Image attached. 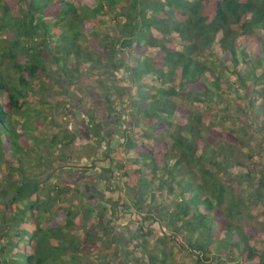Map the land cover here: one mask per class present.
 Listing matches in <instances>:
<instances>
[{
  "label": "trees",
  "instance_id": "obj_1",
  "mask_svg": "<svg viewBox=\"0 0 264 264\" xmlns=\"http://www.w3.org/2000/svg\"><path fill=\"white\" fill-rule=\"evenodd\" d=\"M11 2L22 15H14L16 36L0 66L13 58L23 87L0 77V180L5 176L9 187L1 189L0 264H55L66 248L76 257L83 241L72 232L75 217L96 212L102 225L122 216L140 225L126 264H264V249L252 243L261 235L240 224L242 210L226 186L227 179L247 184L264 214V164L241 163L250 143L225 125L234 119L252 127L264 147V0ZM31 40L54 48L56 59L77 71L91 63L127 72L130 119L117 151L102 163L111 177L107 200L80 213L52 210L57 197L41 198L39 181L25 173L33 136L14 118L25 90L46 70L44 49L24 44ZM232 93L244 104L228 99ZM80 158L96 166V158ZM14 173L20 176L9 180ZM126 186L139 193L134 202L124 199ZM181 251L193 260L175 262Z\"/></svg>",
  "mask_w": 264,
  "mask_h": 264
},
{
  "label": "rangeland",
  "instance_id": "obj_2",
  "mask_svg": "<svg viewBox=\"0 0 264 264\" xmlns=\"http://www.w3.org/2000/svg\"><path fill=\"white\" fill-rule=\"evenodd\" d=\"M11 1L0 0V56L13 46L17 31L15 16L22 15ZM6 5L12 11L7 12ZM89 25L92 27V23ZM24 44L26 47L31 45L32 52L44 49L42 64L46 69L25 90V95L21 97L24 100L23 110L14 118L28 124L33 136L30 142L33 148L24 159L25 173L39 181L41 198L57 197L58 202L52 210L58 211L59 207H63L80 213L90 203L98 205L107 200L111 177L103 170L102 163H107L105 155L117 151L121 131L128 126L130 119L125 111V98L131 90L126 86L127 72L124 68L108 71L91 63H82L77 71L71 61H58L56 57L61 56L60 53L56 54L54 48L43 45L41 40ZM15 51L20 52V49L15 48ZM20 75L21 72L14 67L13 58H3L0 77L22 88ZM227 98L244 104L234 93L228 94ZM202 110L207 111V108L202 107ZM239 122L232 119L225 125L250 143L248 154L240 158L241 163L249 167H254L255 161L264 164V147L260 145L256 132ZM69 152L77 157L72 159ZM84 156L87 159L96 158V166H87L92 160H81L80 157ZM3 172L0 167V176ZM59 173L72 184L62 181ZM19 176V173H14L9 180H17ZM226 186L230 199L236 201L242 210L240 224L244 229L250 226L257 228L262 242L252 243L264 249V214L258 211L251 199V188L231 179L226 180ZM2 188H9L5 176L0 180V202L4 206L7 197L1 192ZM124 193L127 201L134 202L139 198V193L128 186ZM144 205L149 207L148 202ZM97 214L89 219L84 215L75 217L72 232L83 241L79 244L81 252L74 260L76 257L71 248L62 249L52 259L55 264H74L79 259V264H126V249L130 247L133 236L141 233L140 225L135 221H126L123 216L121 219L112 218L111 225H102ZM164 217L169 219L167 215ZM53 242L59 243L57 240ZM192 260L190 253L184 251L174 257L175 262Z\"/></svg>",
  "mask_w": 264,
  "mask_h": 264
}]
</instances>
